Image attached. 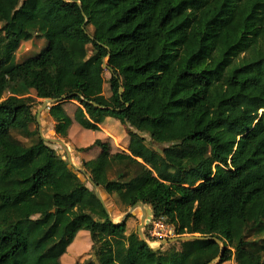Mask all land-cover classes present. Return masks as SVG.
<instances>
[{"label": "trees", "instance_id": "16d2710c", "mask_svg": "<svg viewBox=\"0 0 264 264\" xmlns=\"http://www.w3.org/2000/svg\"><path fill=\"white\" fill-rule=\"evenodd\" d=\"M34 37L46 45L17 62L21 41ZM17 86L34 95L4 97ZM263 86L264 0H0V264H62L80 230L95 259L76 264H191L197 250L209 264L216 239L217 264H264ZM44 98L62 99L47 113L68 142L72 123L95 132L105 117L155 142L186 125L175 152L191 158L207 146L214 162L190 181L171 164L150 166L139 149L112 151L109 138L78 151L99 148L82 165L124 207L142 201L176 236L204 238L153 250L127 234L126 219H110L83 174L41 137L34 107ZM72 100L70 116L63 104ZM52 161L78 185L52 179Z\"/></svg>", "mask_w": 264, "mask_h": 264}, {"label": "rangeland", "instance_id": "374dc122", "mask_svg": "<svg viewBox=\"0 0 264 264\" xmlns=\"http://www.w3.org/2000/svg\"><path fill=\"white\" fill-rule=\"evenodd\" d=\"M89 31H92L91 26H89ZM32 39L33 40H31V41L26 40V42L21 41L22 44L19 46L18 50L16 51V54H17L16 61L23 60L24 56H26V55H29V56L35 55L40 50V46H39L40 44L38 42L39 38L34 37ZM44 44H45V40H44ZM103 76L105 79L104 84H103V94L106 97H109L110 91H109L107 79L109 78L110 73L107 69L104 70ZM10 92L15 93V94L16 93L17 94H22V93L26 94L27 90L19 88L17 86V87L11 88ZM28 92L30 95H34L33 91L28 90ZM262 95L264 97V86L262 88ZM42 100L43 99L37 100V105L34 107V111L36 113H37V110H38ZM66 106H67L66 107L67 109H71V108H72V110L74 109V105H73V107L71 104H67ZM44 111H46V113H47V109L45 108V109L41 110L40 121L37 122L38 126H39V128H38L39 133L45 137H48V138H57V139L63 140L65 142L66 147L70 151L74 165H76L77 167L82 168L86 171V169L82 165V161H79L76 157L78 155L77 151L80 147H74L70 143H68V141H66L65 139L56 135L54 132L53 126L52 125L49 126V124L47 125L46 122L43 119H41V116L44 115L43 114ZM47 115H48V113H47ZM105 123H106L107 128H109L111 131H113L112 132L113 134L110 132L112 135H114L115 133L117 134L116 137L114 138V144L111 143V141H110L111 146H112V151L121 150L120 146H122L124 144L129 145L131 141L133 143L136 142L139 144L138 149L140 151L144 152V154L150 159L149 160L150 166H152L154 164H158L160 166H164L165 164H168V165L171 164V165H173V167H170V168H167L166 166H164V167H166L168 171L172 172L175 175H180L183 177L185 176L188 181L194 180L195 177L197 176L198 171L213 169L214 162H213V159L208 152L207 146H199L200 149L191 158L179 157L178 153L175 152L174 145L176 144V141H178L180 139V137H182L183 133L186 132V130H187V126L184 124L178 128L176 127L174 129H166L164 131V133L159 135V137L157 139L158 141L155 142L154 140L152 141L150 139L149 135L145 134V133H140V134L144 135V139L136 138V136H134L130 133V129L128 128L129 127L128 125H126L125 123H121L119 120H117L115 118L108 117L105 119ZM32 126H33V124L31 125V127ZM107 128L103 127V129H100V130L102 132H104V134H106L105 129H107ZM107 131H108V129H107ZM11 132L14 134V136L17 135V137H19L22 141H26L25 139H23V137L21 135H18L15 132V130H12ZM53 133L55 135H53ZM105 137L106 136L101 137V140L105 141L107 139ZM52 146L57 149L58 154H60L61 156L62 155L66 156L65 150L61 145L54 143ZM65 159L67 160V156ZM211 163H213V165ZM57 165L60 167L59 169H56L55 165L52 164V166H50V168L47 170L48 171L47 173L49 174V176L52 179H55L56 181H58L60 184H62L63 186H65L68 189H73L75 186H77L78 181L75 179V177H73V175L70 174L67 171V169L64 168L62 165L61 166L59 164H57ZM88 174L90 175V173H88ZM109 176L114 178L115 175L113 174V172H111ZM79 178L88 187H92L91 183L89 181H87V178L85 175H79ZM102 195H103V199H104V202L106 204V207L110 211V217L112 218V220L118 222L120 217L124 213V211L127 210V208L124 207L118 201V199L115 195H113V194L107 195L105 192H102ZM134 211L135 212L133 215L128 216L126 218V225H127L126 233L127 234L131 231H137V226L140 223V217L142 214V209L137 207ZM146 227L143 229L145 238H146V235H145ZM89 240H90L89 235L86 234L84 231L78 232L74 241L67 247V249L63 255L62 261L64 262V264H72V263H75V261L81 262V261H83V259H86L85 257L88 254H89V256H88L89 258L95 259V255H94L92 250L89 253H88V251H86L89 249L90 244H87L89 242ZM170 244L171 243L164 244L161 246V248L164 250L168 249ZM151 245H152V247H155L158 245V243L157 242L152 243ZM176 248H179L178 244L176 245ZM196 263H201V259H197ZM217 263H218L217 260L210 261V264H217ZM223 264H235V263L233 260H231V261L225 262Z\"/></svg>", "mask_w": 264, "mask_h": 264}, {"label": "water", "instance_id": "95a60500", "mask_svg": "<svg viewBox=\"0 0 264 264\" xmlns=\"http://www.w3.org/2000/svg\"><path fill=\"white\" fill-rule=\"evenodd\" d=\"M77 3L81 7L80 2L77 1ZM102 67L104 69L107 68V57L104 59L103 64H102ZM122 91H123V88L120 87L119 88V93L121 94ZM61 98H44L42 100V102H41L38 110H37V113H36V121L37 122L40 121V112H41L42 109H45V108L46 109H49V107L53 103H57V102L61 101L62 100ZM94 105H97V104H94ZM40 135L43 138V140L46 141V142L56 143V144H59V145H62L63 146V148L65 150V153H66V156H67V162H68V164L71 165L76 171H78V172H80V173H82L83 175L86 176L87 181H89L91 183L92 187H93L95 196L101 202V204L105 208L106 212L110 216V211L106 207V204L104 202V199H103V197L100 194L99 187L95 184V182L92 180L91 176L84 169L79 168L76 165H74V163L72 161V157H71L70 151L66 147L65 142L63 140H60V139H57V138H48V137L43 136L42 134H40ZM137 207H140L142 209V214H141V217H140V223L137 226V234H138V237H139L140 240L145 241L153 250H157L162 245L168 244V243H174V242L186 241V240H191V239L204 238L203 236H199L198 234H195V235H177V236H172V237H169V238L160 240V241L157 242L158 243L157 246L152 247L151 243H149L147 241V239L145 238L144 232H143V229L146 227L148 221L152 217L151 205H148V204H146V203H144L142 201H137L135 204L129 206L126 211H124V213L122 214V216L120 217V219H119L118 222H116V221H114V222L115 223H120V222L124 221L129 215H133L134 214V212H135L134 210ZM110 219H112V218L110 217ZM216 241L220 245V251H219L217 257L215 259H213L212 261H215V260L218 261V259L220 258V255L222 253L223 244H222V242L219 239H216Z\"/></svg>", "mask_w": 264, "mask_h": 264}, {"label": "crops", "instance_id": "0c3cea01", "mask_svg": "<svg viewBox=\"0 0 264 264\" xmlns=\"http://www.w3.org/2000/svg\"><path fill=\"white\" fill-rule=\"evenodd\" d=\"M31 40H33V39H30V40H28V41H31ZM44 38H39L38 39V42H39V46H40V49L41 48H43L45 45H46V40H45V44H44ZM23 42H26V41H23ZM22 43H20V45H21ZM44 45V46H43ZM40 51V50H39ZM38 51V52H39ZM37 52V53H38ZM36 53V54H37ZM16 57H17V54H16ZM20 61H22V60H20ZM19 60L17 61V62H20ZM30 91V90H29ZM32 91V90H31ZM7 92V91H6ZM9 92V93H8ZM7 93H4V97L5 96H7V95H9L10 94V91H8ZM22 94H24V93H22ZM29 94V92H28V90H27V93L26 94H24V95H28ZM30 95V94H29ZM38 100H40V99H38ZM74 102V103H73ZM67 104H71L72 105V107H73V105H74V109H75V106L76 105H78V102L77 101H74V100H72L71 102H66V103H64L63 104V108L66 110V112L70 115V116H72L73 115V111H74V109L72 110V108L71 109H67L66 107V105ZM43 116H41V119H43L45 122H46V124L48 125L49 124V126H53V124H54V122L52 121V119L50 118V116H48L47 115V113H46V111H44L43 112ZM106 118H108V117H105V118H103V119H101L100 121H99V123H98V125H99V127H100V129H103V127H105V128H107V126H106V123H105V119ZM129 129H130V127H128ZM107 129H108V131H107ZM107 129H105L106 130V134H104V132H102L101 130H99V131H95V132H81L82 130L75 124V123H72V125H71V127L69 128V130H68V139H69V142L68 143H70L72 146H74V147H85V146H88V145H90L91 144V142L96 138V137H99V138H101V137H103V136H106L105 138H109L110 139V141H111V143H113L114 144V138L116 137V133L114 134V135H112L113 133V131H111L109 128H107ZM112 134H111V133ZM79 133V134H78ZM108 134V135H107ZM52 135V134H51ZM53 135H55L54 133H53ZM144 137V136H143ZM112 144V145H113ZM121 147V150H124V151H126V152H129L130 153V151L132 150H138V148H139V144L138 143H133L132 141L130 142V144L128 145H126V144H124V145H122V146H120ZM99 152V148H97V147H93V148H91V149H89V150H87V151H77V153H78V155L76 156L77 157V159L79 160V161H89V160H91V159H94V157L97 155V153ZM142 153H144V152H142ZM139 159V158H138ZM140 160V159H139ZM51 164H53V165H55V168L56 169H59L60 167L57 165V164H59L60 166H61V164L60 163H57V162H55V161H52L51 162ZM212 165H213V163H211ZM58 171V170H57ZM196 183H198V182H196ZM80 231H84L86 234H88L89 235V233L87 232V231H85V230H80ZM80 231H78V232H80ZM78 232H77V234H78ZM76 234V235H77ZM76 237V236H75ZM75 239V238H74ZM74 241V240H73ZM72 241V242H73ZM87 244H90V240H89V242L87 243ZM91 245V244H90ZM90 245H89V249H90ZM88 249V250H89ZM88 250H86V251H88ZM85 251V252H86ZM84 252V253H85ZM63 255L64 254H62L61 255V257H60V261L62 262V264H64V262L62 261V258H63ZM205 258H206V254H205V252L203 251V250H197V251H195L194 252V254H193V256H192V258H191V264H202L204 261H205ZM197 259H201V263H196L197 262ZM84 260V259H83ZM77 262H80V261H75V263H72V264H76ZM210 264V263H209Z\"/></svg>", "mask_w": 264, "mask_h": 264}, {"label": "built area", "instance_id": "2783aa9c", "mask_svg": "<svg viewBox=\"0 0 264 264\" xmlns=\"http://www.w3.org/2000/svg\"><path fill=\"white\" fill-rule=\"evenodd\" d=\"M146 226L148 235L146 239L151 244L172 236H176L174 228L172 225L166 222L164 217L153 218L152 216Z\"/></svg>", "mask_w": 264, "mask_h": 264}, {"label": "bare ground", "instance_id": "6f19581e", "mask_svg": "<svg viewBox=\"0 0 264 264\" xmlns=\"http://www.w3.org/2000/svg\"><path fill=\"white\" fill-rule=\"evenodd\" d=\"M62 146V145H61ZM63 147V146H62ZM99 191H100V194H101V196L103 197V195H102V190H101V188L99 187ZM138 208H140V207H138Z\"/></svg>", "mask_w": 264, "mask_h": 264}, {"label": "clouds", "instance_id": "9594fccd", "mask_svg": "<svg viewBox=\"0 0 264 264\" xmlns=\"http://www.w3.org/2000/svg\"><path fill=\"white\" fill-rule=\"evenodd\" d=\"M47 111H48V109H47Z\"/></svg>", "mask_w": 264, "mask_h": 264}]
</instances>
